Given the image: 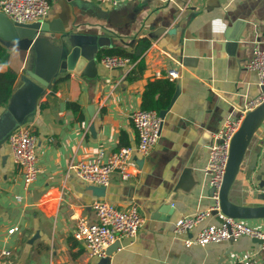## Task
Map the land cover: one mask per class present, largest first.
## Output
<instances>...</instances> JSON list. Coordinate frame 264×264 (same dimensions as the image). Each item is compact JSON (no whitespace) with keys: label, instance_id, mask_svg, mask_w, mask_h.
<instances>
[{"label":"crops","instance_id":"obj_1","mask_svg":"<svg viewBox=\"0 0 264 264\" xmlns=\"http://www.w3.org/2000/svg\"><path fill=\"white\" fill-rule=\"evenodd\" d=\"M44 21L56 31L16 28L18 36L13 37L0 27V45L10 52L7 62L0 61V71L17 73L14 90L24 76H38L47 84L26 121L37 135L40 169L29 189L8 139L0 144V250H12L0 264H240L248 258L264 263V251L251 236L187 246L185 236L174 233L180 218L215 204L204 170L214 136L262 91L248 63L256 45L264 50V0H119L115 5L51 0ZM72 35L87 38L86 53L98 61L96 77L60 71ZM103 47L142 50L144 71L130 79L131 70L106 68L97 56ZM164 51L183 62L181 92L151 153L135 159L128 180L115 172L106 192L119 207L137 204L146 222L107 259L90 257L74 231L79 216L95 220L91 206L99 197L89 188L93 184L69 168L92 159L100 148L111 153L137 144L131 114L141 109L147 83L159 79L155 74L175 66ZM69 102L79 107L74 110ZM5 109L0 105V116ZM207 131L211 144L196 149ZM188 162L199 179L191 193L184 192L193 180ZM176 185L173 212L156 216ZM263 189L264 118L249 141L229 199L262 206ZM245 221L264 230V218ZM220 222L213 214L190 235ZM14 226L19 231L9 233Z\"/></svg>","mask_w":264,"mask_h":264},{"label":"built area","instance_id":"obj_2","mask_svg":"<svg viewBox=\"0 0 264 264\" xmlns=\"http://www.w3.org/2000/svg\"><path fill=\"white\" fill-rule=\"evenodd\" d=\"M94 1L100 4L115 5L119 0ZM50 10L51 0H0V12L12 22L34 23L44 21ZM164 53L173 61L175 66L168 67L165 72H157L155 76L177 82L182 76L180 68L183 67V62L170 51H164ZM100 63L108 69L132 70L137 62L127 55L108 54L100 59ZM248 68L256 71L258 83L261 88H264V50L258 45L253 48V56L248 63ZM263 101L264 91L262 90L258 96L245 103L239 114L229 116L223 128L215 134V142L210 147L208 161L204 168L208 177V184L214 189L212 197L215 204L209 209L184 216L175 223L174 233L177 236H185V245L205 246L209 243H218L231 238L236 240L241 236H251L263 241L260 244V249L264 251V230L252 226L245 220L226 215L220 207V191L229 161L232 138L239 129L245 114ZM131 120L137 132L136 145L122 146L111 153L100 148L95 157L72 165L69 170L75 169L85 183L104 186L107 189L115 172H118L123 180H128L133 173L132 167L135 165V159L149 155L158 143L164 121L158 110L142 108L131 114ZM219 139H223V142H218ZM8 141L13 162L22 175L25 189H29L38 179L40 171L37 135L32 127L25 122L9 134ZM261 192L264 193V189ZM91 208L95 220H90L86 216H79L74 231V237L84 244L90 257L106 258L108 256L107 250L113 243L127 237H136L146 222V218L135 203L128 207H119L106 196H102L93 202ZM213 214L220 219L219 224H208L196 235H190L197 225ZM17 231H19L18 226L8 230L9 233ZM11 255L12 250L1 249L0 262L3 257ZM240 264L264 263L248 258Z\"/></svg>","mask_w":264,"mask_h":264},{"label":"water","instance_id":"obj_3","mask_svg":"<svg viewBox=\"0 0 264 264\" xmlns=\"http://www.w3.org/2000/svg\"><path fill=\"white\" fill-rule=\"evenodd\" d=\"M0 27H2L3 29H8L7 31L5 30V32H10L9 35H13V37L18 36L16 28H22L32 32L56 31L53 28L52 24H50L49 22H12L2 12H0ZM87 41V38L83 36H70L68 42L72 47L67 57L61 62V72L74 71L78 75L87 76L90 78H94L97 76L98 61L96 58L89 57V55L86 53L88 49ZM185 61L186 60L184 59V62ZM32 76H34V79L29 76H24L21 81L17 83L16 89L13 92L9 105L0 116V144L4 140L8 139L9 134L15 128L27 121L28 117L36 110L39 96L45 91L44 86L47 85L45 83L46 81L42 80L38 76ZM53 82H56V79H54ZM262 90L264 91V88H262ZM180 92L181 82L178 81L176 91L172 97L170 105L167 109L160 111V115L163 119L165 118L167 112L173 106ZM263 118L264 101L256 108L248 111L245 114L239 129L234 134L231 141L229 161L223 185L220 191V207L222 212L233 218L242 220L264 218V205H239L229 199V192L236 179L239 167L244 159L249 141ZM206 135V140L202 142V139H200L195 147L196 149H198L200 146H203L204 144H211L212 134L207 131ZM218 142H223V139H219ZM186 169H190L192 171L193 180L189 188L187 190H184V192L191 193L192 190L199 184V179L193 170V164L191 162L187 163ZM89 188L93 191L94 195L98 197L106 196L107 188L104 186L92 185ZM178 190L179 186L176 185L169 197L163 203H161L156 216L158 215L159 217L163 216L164 214L170 215L173 212L175 208L174 202ZM133 238L135 237H127L121 240H117L108 248V256L104 259H107L109 256L113 255V253L116 252L119 248L128 245L129 241H132ZM230 241L233 242L234 239L231 238ZM254 241L260 244L263 243V241L259 238H254ZM233 251L234 249L232 248L228 253H231Z\"/></svg>","mask_w":264,"mask_h":264},{"label":"trees","instance_id":"obj_4","mask_svg":"<svg viewBox=\"0 0 264 264\" xmlns=\"http://www.w3.org/2000/svg\"><path fill=\"white\" fill-rule=\"evenodd\" d=\"M142 50L130 52L123 48L118 47H103L97 52L98 59L100 60L104 55L120 54L130 56L136 61L135 67L130 72V79L138 77L145 68L144 61L141 57ZM10 58V52L7 48L0 45V61L5 63ZM17 73L11 69L7 71H0V105L7 107L14 92V85L17 80ZM65 78V77H62ZM60 78L59 80H61ZM177 84L169 79H155L150 80L142 97V109H155L159 112L167 109L171 103L172 97L176 91ZM68 107L74 110L79 107L77 103L69 102Z\"/></svg>","mask_w":264,"mask_h":264},{"label":"rangeland","instance_id":"obj_5","mask_svg":"<svg viewBox=\"0 0 264 264\" xmlns=\"http://www.w3.org/2000/svg\"><path fill=\"white\" fill-rule=\"evenodd\" d=\"M33 186V185H32ZM214 189L212 188V191H213Z\"/></svg>","mask_w":264,"mask_h":264}]
</instances>
